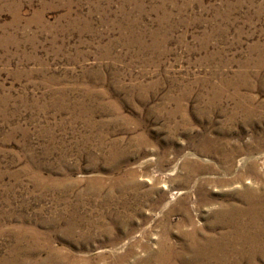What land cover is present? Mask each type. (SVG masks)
<instances>
[{
	"label": "rangeland",
	"instance_id": "obj_1",
	"mask_svg": "<svg viewBox=\"0 0 264 264\" xmlns=\"http://www.w3.org/2000/svg\"><path fill=\"white\" fill-rule=\"evenodd\" d=\"M213 262L264 264V0H0V264Z\"/></svg>",
	"mask_w": 264,
	"mask_h": 264
},
{
	"label": "bare ground",
	"instance_id": "obj_2",
	"mask_svg": "<svg viewBox=\"0 0 264 264\" xmlns=\"http://www.w3.org/2000/svg\"><path fill=\"white\" fill-rule=\"evenodd\" d=\"M218 245V244H217ZM202 251V250H201ZM211 251V250H210ZM215 251V250H214ZM203 253V252H202ZM214 253V252H213ZM199 255V254H198ZM212 255H214V254H212ZM218 255H216V257H217ZM223 257V256H222ZM198 258H200V257H198ZM203 258V257H202ZM170 260V259H169ZM200 261V260H199ZM213 261V260H212ZM218 261V260H217ZM215 262V261H214ZM213 262V263H214ZM165 263V262H164ZM204 263V262H203ZM208 263V262H207ZM215 264V263H214ZM218 264V263H217ZM220 264V263H219Z\"/></svg>",
	"mask_w": 264,
	"mask_h": 264
}]
</instances>
